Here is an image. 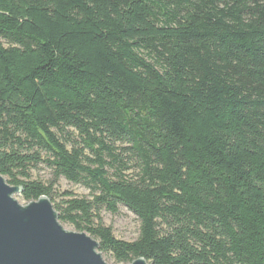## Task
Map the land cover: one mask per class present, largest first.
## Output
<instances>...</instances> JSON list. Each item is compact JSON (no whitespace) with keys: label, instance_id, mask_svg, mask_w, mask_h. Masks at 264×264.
Listing matches in <instances>:
<instances>
[{"label":"trees","instance_id":"16d2710c","mask_svg":"<svg viewBox=\"0 0 264 264\" xmlns=\"http://www.w3.org/2000/svg\"><path fill=\"white\" fill-rule=\"evenodd\" d=\"M0 173L116 263L264 264V0H0Z\"/></svg>","mask_w":264,"mask_h":264},{"label":"water","instance_id":"95a60500","mask_svg":"<svg viewBox=\"0 0 264 264\" xmlns=\"http://www.w3.org/2000/svg\"><path fill=\"white\" fill-rule=\"evenodd\" d=\"M21 191L0 173V264H109L96 239L64 229L47 196L22 205L14 198Z\"/></svg>","mask_w":264,"mask_h":264},{"label":"rangeland","instance_id":"374dc122","mask_svg":"<svg viewBox=\"0 0 264 264\" xmlns=\"http://www.w3.org/2000/svg\"><path fill=\"white\" fill-rule=\"evenodd\" d=\"M30 174L32 179L42 180L47 184L52 182L53 179L51 169L48 168L45 164H39L37 167L32 168ZM5 179L7 180L6 177ZM54 187L58 196L59 194L67 191L73 192L78 197L89 195V190L86 187H84L81 184H74L72 182H69L64 178L58 180V182L55 184ZM14 198L17 199L19 203L22 205L28 204V202L22 198L20 193L15 194ZM61 198L62 197L59 196L57 198V201H60ZM101 217L104 225L112 227L114 235L117 238L127 241H132L139 236L140 222L137 216L126 206L120 205L119 211L117 213H112L110 211L103 209L101 211ZM60 223L67 231L80 232L73 225L67 222L60 221ZM87 234L90 235L89 233ZM91 237L95 239V237L93 236ZM98 251L102 254L104 260L107 263L120 264V263H116L108 253L103 252L100 249H98Z\"/></svg>","mask_w":264,"mask_h":264}]
</instances>
